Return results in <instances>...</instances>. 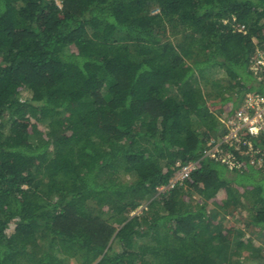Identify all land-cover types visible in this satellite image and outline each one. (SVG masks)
I'll return each mask as SVG.
<instances>
[{
  "label": "trees",
  "instance_id": "16d2710c",
  "mask_svg": "<svg viewBox=\"0 0 264 264\" xmlns=\"http://www.w3.org/2000/svg\"><path fill=\"white\" fill-rule=\"evenodd\" d=\"M257 48L264 0H0V264H229L201 237L264 238V159L203 155L264 95Z\"/></svg>",
  "mask_w": 264,
  "mask_h": 264
},
{
  "label": "built area",
  "instance_id": "2783aa9c",
  "mask_svg": "<svg viewBox=\"0 0 264 264\" xmlns=\"http://www.w3.org/2000/svg\"><path fill=\"white\" fill-rule=\"evenodd\" d=\"M250 70L262 80L264 74V51L257 48L249 66ZM250 137H261L264 139V95L256 92L246 93L242 99L241 107L232 116L226 113L220 117V124L215 136H212L204 151V156L216 159L229 168H239L241 163L238 156H249V162L255 166H261L264 153L254 149ZM233 147L231 150H224L223 146ZM238 155V156H237ZM173 175L168 184L158 187L159 191L171 189L189 177L195 170L197 161H190L184 164L177 163ZM264 254V241L262 244Z\"/></svg>",
  "mask_w": 264,
  "mask_h": 264
},
{
  "label": "rangeland",
  "instance_id": "374dc122",
  "mask_svg": "<svg viewBox=\"0 0 264 264\" xmlns=\"http://www.w3.org/2000/svg\"><path fill=\"white\" fill-rule=\"evenodd\" d=\"M216 77H223V72H217ZM132 178H134V175L131 176ZM145 203L147 202L145 201ZM210 207H213L212 203ZM236 213L237 210H233L231 213L230 211L226 212L225 218L221 223V228L227 227L233 219L232 214ZM239 225L241 227L242 238L249 240V245L242 250L235 247L234 240H236V237L227 244H218V241L214 240L211 234H209L201 237L200 243L204 248L214 250L213 255L220 261L226 260L229 264H252L250 256L253 251L262 248L264 238L259 234L258 229L253 227L247 228L242 224ZM70 264H74L73 260H70Z\"/></svg>",
  "mask_w": 264,
  "mask_h": 264
}]
</instances>
